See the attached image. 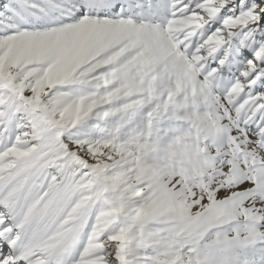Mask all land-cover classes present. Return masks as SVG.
Returning <instances> with one entry per match:
<instances>
[{
  "label": "snow or ice",
  "instance_id": "6c2138e0",
  "mask_svg": "<svg viewBox=\"0 0 264 264\" xmlns=\"http://www.w3.org/2000/svg\"><path fill=\"white\" fill-rule=\"evenodd\" d=\"M0 264H264V0H0Z\"/></svg>",
  "mask_w": 264,
  "mask_h": 264
}]
</instances>
